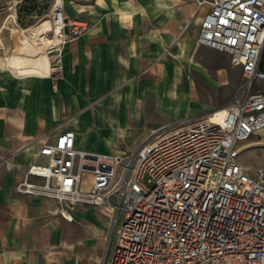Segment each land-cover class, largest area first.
Masks as SVG:
<instances>
[{
  "label": "crops",
  "instance_id": "obj_1",
  "mask_svg": "<svg viewBox=\"0 0 264 264\" xmlns=\"http://www.w3.org/2000/svg\"><path fill=\"white\" fill-rule=\"evenodd\" d=\"M22 1L0 0V12ZM64 2L65 14L87 29L65 45L60 77L18 76L0 58V264H109L112 257L121 220L111 224L108 207L80 204L69 220L57 199L15 190L28 165L46 159L44 142L73 131L78 149L134 150L180 120L226 108L243 76L227 52L197 42L207 3ZM253 146L264 147V131L239 143L241 153Z\"/></svg>",
  "mask_w": 264,
  "mask_h": 264
},
{
  "label": "built area",
  "instance_id": "obj_2",
  "mask_svg": "<svg viewBox=\"0 0 264 264\" xmlns=\"http://www.w3.org/2000/svg\"><path fill=\"white\" fill-rule=\"evenodd\" d=\"M196 1L209 5L198 44L242 67L222 117L216 110L180 120L121 154L78 149L74 132L65 131L43 143L46 159L28 165L15 185L57 199L69 220L77 205L108 207L111 224L121 220L109 264H264V164L244 163L239 147L264 131V92L255 89L264 79V0ZM47 15L49 75L58 78L65 45L87 24L65 14L64 0H52Z\"/></svg>",
  "mask_w": 264,
  "mask_h": 264
},
{
  "label": "rangeland",
  "instance_id": "obj_3",
  "mask_svg": "<svg viewBox=\"0 0 264 264\" xmlns=\"http://www.w3.org/2000/svg\"><path fill=\"white\" fill-rule=\"evenodd\" d=\"M50 5L51 0H24L17 5L10 6L9 8L4 9L0 12V58L2 60L6 56H9L15 50L19 49L20 46H22L29 39V34L24 32L25 35L28 36V38L24 34H21L19 44L16 46V38L20 33H22L23 29L31 27L32 25L42 22L43 20L49 19L47 13ZM3 63L14 74L18 76L26 75L19 72L16 66H9L8 61L4 60ZM242 82L243 76L241 75L239 83L234 89L233 97L236 91L240 89ZM255 88L264 90V84H256ZM241 154L242 159L248 162L246 163L247 165L258 167L261 166L258 165L259 162L264 160V147H249L248 149H245Z\"/></svg>",
  "mask_w": 264,
  "mask_h": 264
},
{
  "label": "bare ground",
  "instance_id": "obj_4",
  "mask_svg": "<svg viewBox=\"0 0 264 264\" xmlns=\"http://www.w3.org/2000/svg\"><path fill=\"white\" fill-rule=\"evenodd\" d=\"M53 29L54 25L50 20H43L32 25L28 29L29 39L19 49L6 56L3 61H8L9 66H16L19 72L26 75H49L50 60L45 52V46L50 41V37L45 34L52 32ZM216 110L218 112L214 117L220 119L224 109Z\"/></svg>",
  "mask_w": 264,
  "mask_h": 264
}]
</instances>
